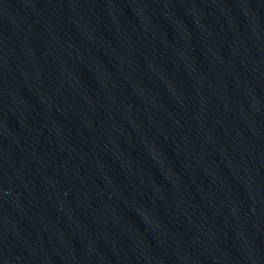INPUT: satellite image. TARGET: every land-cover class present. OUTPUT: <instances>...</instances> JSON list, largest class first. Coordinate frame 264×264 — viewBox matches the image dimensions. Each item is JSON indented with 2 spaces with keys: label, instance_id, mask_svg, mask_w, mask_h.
<instances>
[{
  "label": "water",
  "instance_id": "95a60500",
  "mask_svg": "<svg viewBox=\"0 0 264 264\" xmlns=\"http://www.w3.org/2000/svg\"><path fill=\"white\" fill-rule=\"evenodd\" d=\"M0 264H264V0H0Z\"/></svg>",
  "mask_w": 264,
  "mask_h": 264
}]
</instances>
